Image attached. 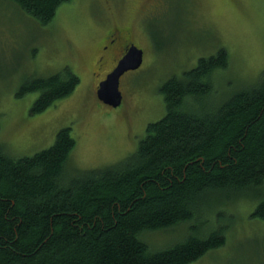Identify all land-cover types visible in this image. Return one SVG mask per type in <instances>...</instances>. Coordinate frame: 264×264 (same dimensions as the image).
Instances as JSON below:
<instances>
[{
	"label": "trees",
	"instance_id": "1",
	"mask_svg": "<svg viewBox=\"0 0 264 264\" xmlns=\"http://www.w3.org/2000/svg\"><path fill=\"white\" fill-rule=\"evenodd\" d=\"M9 1L47 26L70 0ZM227 64L220 48L168 78L159 88L165 114L114 164L68 172L75 146L68 127L31 156L0 146V264H190L222 246L221 228L203 235L189 223L198 203L264 181V69L254 84L204 105ZM77 83L66 68L26 80L17 96L38 92L30 109L37 114ZM252 216L264 221V199ZM185 223L183 239L168 248L150 250L141 239Z\"/></svg>",
	"mask_w": 264,
	"mask_h": 264
},
{
	"label": "rangeland",
	"instance_id": "2",
	"mask_svg": "<svg viewBox=\"0 0 264 264\" xmlns=\"http://www.w3.org/2000/svg\"><path fill=\"white\" fill-rule=\"evenodd\" d=\"M114 29L129 31L128 39L143 51L141 66L120 77L116 108L96 96L110 69L98 64L101 46ZM220 48L228 64L213 76L204 103L209 107L254 84L264 69V0H70L47 26L0 0V146L15 158L31 156L68 127L75 140L68 172L114 164L135 151L147 124L165 114L160 86ZM66 68L78 78L74 90L32 114L39 93L18 97L20 87ZM211 197L198 203L189 223L203 235L221 228L224 244L190 264H264V221L252 216L264 199V181L223 201ZM186 230L185 223L141 239L148 249L161 250L181 241Z\"/></svg>",
	"mask_w": 264,
	"mask_h": 264
},
{
	"label": "water",
	"instance_id": "3",
	"mask_svg": "<svg viewBox=\"0 0 264 264\" xmlns=\"http://www.w3.org/2000/svg\"><path fill=\"white\" fill-rule=\"evenodd\" d=\"M143 52L131 44L116 67L98 84L97 98L114 108L121 104L122 94L119 90L120 77L127 71L137 69L142 63Z\"/></svg>",
	"mask_w": 264,
	"mask_h": 264
},
{
	"label": "flooded vegetation",
	"instance_id": "4",
	"mask_svg": "<svg viewBox=\"0 0 264 264\" xmlns=\"http://www.w3.org/2000/svg\"><path fill=\"white\" fill-rule=\"evenodd\" d=\"M129 31L111 30L105 36V43L101 46V53L98 59L100 69L109 66L110 69L105 74L107 76L117 65L118 61L124 56L128 47L133 44L130 39ZM105 68V67H104ZM105 78H103L104 80ZM100 83V82H99Z\"/></svg>",
	"mask_w": 264,
	"mask_h": 264
}]
</instances>
